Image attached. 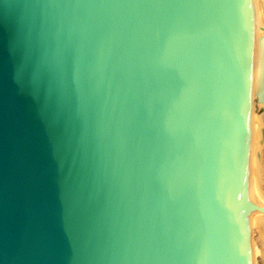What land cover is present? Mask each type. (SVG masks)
<instances>
[{
    "label": "water",
    "instance_id": "95a60500",
    "mask_svg": "<svg viewBox=\"0 0 264 264\" xmlns=\"http://www.w3.org/2000/svg\"><path fill=\"white\" fill-rule=\"evenodd\" d=\"M251 0H0V264H253Z\"/></svg>",
    "mask_w": 264,
    "mask_h": 264
},
{
    "label": "bare ground",
    "instance_id": "6f19581e",
    "mask_svg": "<svg viewBox=\"0 0 264 264\" xmlns=\"http://www.w3.org/2000/svg\"><path fill=\"white\" fill-rule=\"evenodd\" d=\"M254 14V54L252 71V97H255L257 105L264 103V81L259 76L261 36L264 35V0H251ZM261 23V27H260ZM259 115L252 110L251 113V144L249 161V195L252 200L264 205V195L260 190L259 162L257 152L261 144V122ZM249 222L258 232V238L262 244V257L264 259V213L258 211L249 212Z\"/></svg>",
    "mask_w": 264,
    "mask_h": 264
},
{
    "label": "rangeland",
    "instance_id": "374dc122",
    "mask_svg": "<svg viewBox=\"0 0 264 264\" xmlns=\"http://www.w3.org/2000/svg\"><path fill=\"white\" fill-rule=\"evenodd\" d=\"M255 97H252V110L259 115L261 122V135L264 133V116L261 115V107L257 105ZM257 159L259 162V175H260V190L264 195V141H261L260 147L257 152ZM250 235H251V248H252V263L253 264H264V259L262 257V244L258 238L257 229L250 225Z\"/></svg>",
    "mask_w": 264,
    "mask_h": 264
},
{
    "label": "snow or ice",
    "instance_id": "6c2138e0",
    "mask_svg": "<svg viewBox=\"0 0 264 264\" xmlns=\"http://www.w3.org/2000/svg\"><path fill=\"white\" fill-rule=\"evenodd\" d=\"M260 27H261V23H260ZM260 36H261V55H260L259 76L261 81H264V35H260ZM260 107H261V115L264 116V103H262ZM261 140L264 141V133H262L261 135Z\"/></svg>",
    "mask_w": 264,
    "mask_h": 264
}]
</instances>
